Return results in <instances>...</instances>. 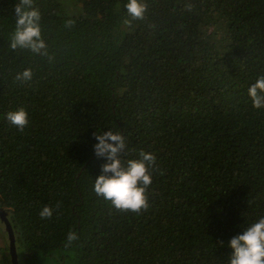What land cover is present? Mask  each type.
<instances>
[{"label":"trees","instance_id":"obj_1","mask_svg":"<svg viewBox=\"0 0 264 264\" xmlns=\"http://www.w3.org/2000/svg\"><path fill=\"white\" fill-rule=\"evenodd\" d=\"M127 2L35 0L43 57L11 49L17 0H0V208L21 264H229L231 239L264 217V108L248 94L264 0H142L131 25ZM20 108L23 132L6 118ZM109 130L123 162L156 157L140 213L94 192L108 162L94 134Z\"/></svg>","mask_w":264,"mask_h":264},{"label":"clouds","instance_id":"obj_2","mask_svg":"<svg viewBox=\"0 0 264 264\" xmlns=\"http://www.w3.org/2000/svg\"><path fill=\"white\" fill-rule=\"evenodd\" d=\"M187 7L191 10V5ZM125 8L131 20L126 19L124 22L131 25L132 21L144 19L147 4L142 0H128ZM14 12L16 20L15 30L11 33V49H27L35 55L48 57L47 45L40 26L41 15L39 9L35 7V0H17ZM73 24L72 20L66 21L67 27ZM32 78V70L27 69L17 74L15 79L27 83ZM248 94L255 109L264 108V75L250 86ZM6 118L21 132L29 124L28 113L23 108L8 112ZM94 138L98 141L94 146L96 156L108 161L102 166L103 174L95 179V194L109 201L119 211L140 213L146 210L149 207L146 191L152 184L149 168L156 163L155 155L141 151L139 159L123 162L121 154L125 151L126 143L119 131L96 132ZM40 216L42 219H51L53 209L45 206ZM78 239L76 232L70 230L65 247H72ZM229 246L233 250L229 264H264V217L244 229L242 234L233 237Z\"/></svg>","mask_w":264,"mask_h":264},{"label":"water","instance_id":"obj_3","mask_svg":"<svg viewBox=\"0 0 264 264\" xmlns=\"http://www.w3.org/2000/svg\"><path fill=\"white\" fill-rule=\"evenodd\" d=\"M0 219L5 224L6 231L9 233L10 252L12 255V264H21L20 260H19V254H18V251L16 248L17 244H16V240H15L14 227H13L11 221L9 220L7 212L2 210L1 208H0Z\"/></svg>","mask_w":264,"mask_h":264},{"label":"rangeland","instance_id":"obj_4","mask_svg":"<svg viewBox=\"0 0 264 264\" xmlns=\"http://www.w3.org/2000/svg\"><path fill=\"white\" fill-rule=\"evenodd\" d=\"M1 221V220H0ZM8 236L6 235L5 233V226L2 222H0V248L1 247H6L8 248L9 246V241H8ZM5 250L2 248L0 249V264H1V260L3 259L2 258V253L4 252Z\"/></svg>","mask_w":264,"mask_h":264}]
</instances>
